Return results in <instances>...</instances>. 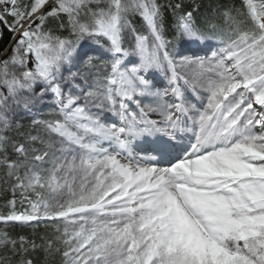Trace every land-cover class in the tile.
I'll return each mask as SVG.
<instances>
[{
  "label": "snow or ice",
  "instance_id": "1",
  "mask_svg": "<svg viewBox=\"0 0 264 264\" xmlns=\"http://www.w3.org/2000/svg\"><path fill=\"white\" fill-rule=\"evenodd\" d=\"M4 30L0 264H264V0H0Z\"/></svg>",
  "mask_w": 264,
  "mask_h": 264
},
{
  "label": "trees",
  "instance_id": "2",
  "mask_svg": "<svg viewBox=\"0 0 264 264\" xmlns=\"http://www.w3.org/2000/svg\"><path fill=\"white\" fill-rule=\"evenodd\" d=\"M161 2H168V0H161ZM171 2H175V0H171ZM185 2H190V0H185ZM221 3L223 2V0H204L205 4L208 3ZM134 23H136L137 25H139L140 21L137 18ZM13 43V39H12V33H10L7 30H4L3 32V36L0 40V58H2L3 54L5 53V51H10L9 46ZM26 122V121H25ZM2 174V173H0ZM11 199V194L10 193H5L3 191H0V212H4L5 209L2 207V205H4L7 200ZM17 199H19V197H17ZM17 207H19V204L17 205ZM0 228H3V225H0ZM13 234L19 233L21 235H29L33 230L30 228H16L13 229Z\"/></svg>",
  "mask_w": 264,
  "mask_h": 264
},
{
  "label": "rangeland",
  "instance_id": "3",
  "mask_svg": "<svg viewBox=\"0 0 264 264\" xmlns=\"http://www.w3.org/2000/svg\"><path fill=\"white\" fill-rule=\"evenodd\" d=\"M201 54H203V53H201Z\"/></svg>",
  "mask_w": 264,
  "mask_h": 264
},
{
  "label": "water",
  "instance_id": "4",
  "mask_svg": "<svg viewBox=\"0 0 264 264\" xmlns=\"http://www.w3.org/2000/svg\"><path fill=\"white\" fill-rule=\"evenodd\" d=\"M0 40H1V38H0Z\"/></svg>",
  "mask_w": 264,
  "mask_h": 264
}]
</instances>
